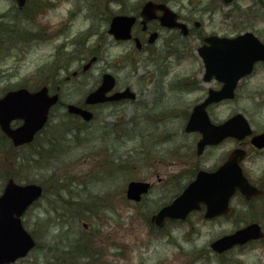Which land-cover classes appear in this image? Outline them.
I'll return each instance as SVG.
<instances>
[{
    "label": "flooded vegetation",
    "instance_id": "flooded-vegetation-1",
    "mask_svg": "<svg viewBox=\"0 0 264 264\" xmlns=\"http://www.w3.org/2000/svg\"><path fill=\"white\" fill-rule=\"evenodd\" d=\"M10 1L11 12L9 8V13L5 17L6 22L4 21L10 32V46L17 47L24 53L27 47L35 43H48L53 46V52L49 53L53 58L39 67L41 69H38L37 73L33 72L24 77L26 82L23 84H8L1 88L0 97L10 90L21 87H25L29 92H37L42 87H46L49 95L56 94V101L49 107L46 122L35 131L31 140L27 142L14 145L12 139L0 129L1 158L37 160L60 158L63 155L64 144L72 141L77 133L80 134L87 128H91L87 125L95 121L99 111H101V115L105 110L107 112V109L112 108L117 112L116 106H120L119 112L122 111L124 104L137 100L138 94L143 90L141 87L149 79H151L149 82L154 84V82L160 81H156L157 79L161 78L177 80L184 78L190 81L183 82L184 86L180 90L174 85L177 82L175 80H169L168 87L175 92L178 90L180 93L188 89L202 91L201 97L192 102L185 111L183 128L190 119L194 107L202 103H204V111L209 121L214 125L221 124L239 111L231 109L224 118L216 117L213 112L217 111V107L222 103L235 102L238 99L240 87L257 68L264 67V61L255 62L252 71L236 81L232 96L217 99L216 92L222 89L225 82L216 75V71L236 69L238 66L234 65L237 61L233 56L235 48L227 46L223 41H216V44H212L211 39L215 36L234 38L249 29L233 28L234 26L231 25V27L228 26L229 29L207 31L204 21L195 16L197 12L203 11L198 7L203 0H190L186 5H183L180 0H140L137 9L133 11L125 10L127 1L122 0L120 4L124 9H120L117 13H111L109 7L111 0H74L72 7L66 9L63 16H57L56 11L58 4L63 0H25L22 6H18L14 0ZM234 1L225 3L224 0H212V5L207 7V11H217L216 3L232 5ZM254 1L258 2L259 0ZM147 3L150 4V7L145 8ZM173 3H179L181 10L180 8L176 9ZM47 9L52 10L48 12ZM182 9H185L186 12L184 13ZM165 10L174 13L175 20L183 25L177 27L163 25L161 19ZM114 14H128L135 17L129 39H116L108 33L107 29ZM232 14L226 13L224 17L229 19ZM79 18L82 21L90 19L93 24L80 32ZM2 19H4V15H0V22ZM104 22L106 23L105 29L101 31L100 27L104 25ZM97 28L98 30H96ZM0 29L4 30L3 27ZM170 32H177L184 37L195 38L197 41V66L192 72L181 78H173L172 73L160 71L161 66L168 67L171 64L170 55L157 58L159 47L156 43L162 40V45L168 47L171 37H164V35H168ZM94 33L97 34L95 51L86 54L90 56L88 59H85L86 55L80 57V43L83 42L86 45ZM106 34L115 43L130 42L132 47L129 52L125 53V56L128 57L135 53L140 55V61H144L145 71L137 77L139 87H136L137 90H135L128 79L119 80L111 71L112 66L119 65V62L112 61L110 64L106 60L94 82L86 85V90L79 94L76 82L82 76L88 77L98 63L100 49L104 45L103 40ZM254 34L261 42H264L260 35ZM162 37L164 38L162 39ZM199 48H202L206 55L199 54ZM207 52H213L214 55L207 56ZM93 56L96 58L89 63V59ZM205 57L212 59L216 65L206 66ZM106 72L112 75V82L111 88L105 92V96L111 97L115 93L123 92L129 88L127 96L99 102H87L88 94L102 84ZM196 72L200 76L201 83L205 84L204 88L200 87L198 83L193 84L194 79L191 75ZM207 75L210 77L206 79ZM223 75L226 76L225 73ZM179 85L181 86V84ZM259 91L264 95V86L262 90L259 88L254 90L255 93ZM158 92L159 89H157ZM76 96L78 98L75 99ZM141 98L136 102L137 107L145 105ZM70 105L90 111V118L84 119L79 112L70 110ZM119 115L123 114L119 113ZM150 117H155V114H151ZM126 122L121 123L126 124ZM22 123L23 119L13 118L9 125L10 128L15 129ZM249 124L250 135L242 138L235 136L214 138V142H203L200 148L198 142L206 139L204 131L187 132L183 130L188 135L194 136L192 147L188 140L179 142V145L176 146L177 138L174 133L167 134L162 138L164 140L162 144L156 148H154L155 145L141 146V151L137 153L138 160L131 168L127 155L124 154L119 164L120 174L114 177L112 182L116 184L117 177H120L121 183L120 185L116 184V191L109 190L101 194L90 190L89 186L101 185V183H95L101 179L95 177L97 174L93 169H89L93 173L86 172L80 175L79 172L73 173L70 169L63 167L60 173L55 175L57 177L55 181L51 178L42 181L43 191L39 201L44 196L52 197L48 199L56 206L52 219H55L56 223L58 222L59 236L63 235L58 237L56 244L53 245L54 248L56 246L57 253L48 250L49 245L43 248L46 254L49 253L53 258L50 264H100L102 262L104 250L102 247L95 246L91 233H88L89 225L86 221V219H95V216H98L99 219H119L120 215L124 218L121 226H125V220L128 217L135 216L145 219L156 235L155 238H164L175 247L178 244L176 242L177 231L184 239L200 238L199 247L190 250L180 248V252L176 256H186L183 264H244L243 255L239 254L241 251L259 247L264 252V145L259 146L253 140L256 135L264 132V127L260 124L256 126V123L251 120H249ZM156 141L160 143L158 139ZM167 143L172 145L166 146ZM3 145H8V147H1ZM237 150H241L240 153L236 154ZM155 154L156 156H154ZM177 154L180 159L179 163L183 165L181 167H176L175 157ZM236 164L250 184L244 190L240 188V177L235 168ZM57 170L54 169L51 174L53 175ZM131 171L133 172L131 173ZM113 172V169H107L110 176ZM198 172H201L202 193L197 206L183 216L165 212L164 209L184 192L196 178ZM106 180V178H102L103 182H107L104 183V186H110V179ZM134 181L141 182L144 186L135 197L128 192L129 184ZM115 195L118 197L119 210L116 206ZM37 202L38 200L31 207L37 205ZM128 208L134 210L131 215ZM108 213H111L110 216ZM101 214H104L105 217L100 218ZM251 223L258 224L261 232H257L254 237L244 242L223 241L225 237ZM79 224L82 225V230H79ZM185 228H190V230H183ZM98 232L100 231L96 229V233ZM191 233L194 234L187 237ZM104 239L107 240L106 237ZM104 239L102 240L105 241ZM108 245L115 246L116 242L112 240ZM124 248L123 245H119L120 255H125ZM252 263L264 264V256L259 258L257 263Z\"/></svg>",
    "mask_w": 264,
    "mask_h": 264
},
{
    "label": "rangeland",
    "instance_id": "rangeland-1",
    "mask_svg": "<svg viewBox=\"0 0 264 264\" xmlns=\"http://www.w3.org/2000/svg\"><path fill=\"white\" fill-rule=\"evenodd\" d=\"M121 1L111 0L109 6L111 13H117L120 9H124L120 4ZM124 1H127L125 10L133 11L137 9L140 0ZM189 1L180 0L183 5H186ZM63 4L64 2L61 1L58 4V8H55L57 16H63L65 12V10L61 11ZM10 5L12 6L10 0H0V15H4L2 22L5 21V17L9 13L8 9ZM173 5L176 9L180 8L181 10L179 3H173ZM210 5H212V0H203L198 5L199 9L203 11L197 12L195 15L204 21L207 31L229 29L228 26L231 27L233 25V28L249 29L264 39V0H259L258 2L254 0H235L232 5L216 3L218 9L215 12L207 11V7ZM47 10L50 12L52 9ZM182 10L184 13L186 12L185 9ZM226 13L233 14L231 18L227 19L224 17ZM92 24L93 21L90 19L82 21L79 18V31L81 32L87 29ZM105 25L106 23L104 22V25L100 27L101 31H104ZM96 36V33L92 34L86 45L85 43L80 45V57L90 54L91 51H95ZM168 36L171 37L170 45L168 47L163 46V41L159 40L156 43L157 47H159L158 57L155 56L157 58L163 56L164 58L170 55L169 60L171 64L168 67H165V65L161 66L162 69L160 71H168L173 74V78H181L186 76L187 73L192 72L197 66V41L195 38L184 37L177 32H170L168 35H164V37ZM0 39L4 41L6 39L5 35H1ZM103 42L104 45L100 49L99 61L91 70V74L88 77H80L76 82L78 93H83L82 91L86 90V85L94 82V79L99 74L106 60L110 64L112 61H118L119 65L112 66L111 71L121 81L128 79L133 84L134 89L137 90L136 87H139L137 85V77L145 71V64L144 61H140V55L134 53L128 55V57L125 56V53L129 52L132 47L130 42L115 43L107 34ZM52 49V45L38 42L27 47L26 51L22 53L17 47L5 50L4 44H0V89L6 87L8 84H23V82H26L24 77L33 72L37 73L38 69H41L39 67H42L52 60L53 57L49 54L53 52ZM89 57V55H86L85 59ZM152 70L154 69L152 68ZM191 77L194 79L192 81L193 84L198 83L200 87H205V84L201 83L200 76L197 75V72L191 75ZM149 80L141 87L143 90L138 94L137 100L133 103L124 104L122 111L119 112L120 106L115 107V109H118V113L114 108L107 109V112L105 110L103 113V115L105 114L104 116L99 111L95 121L87 125V127L90 126L91 128H87V130L80 134L77 133V136L72 141L64 144L63 155L60 158L23 160L22 158L0 157V160H6L5 163L0 162V192L6 178L11 175L17 176L18 178L16 179L19 182L34 181L40 183L50 178L55 181L57 178L55 175L59 174L60 170L64 167L70 169L73 173L79 172L80 175L86 172L93 173V171L89 170L93 169L94 173L97 174L95 177L101 179L95 183H101V185L89 186V189L95 193L104 194V192H108L109 190L114 191L116 184L120 185V177H117L116 184L112 182L113 178L120 174L119 164L124 154L127 155L129 167L131 168L138 160L137 153L141 151V146L148 147L155 145L154 148H156L164 141L162 138L170 133H174L175 138H177L176 146L179 145V142L188 140L192 147L194 136L188 135L183 131L186 116L185 111L192 102L201 97L202 91H190L188 89L185 92H178L184 86L183 82L190 81L184 78L180 80L161 78L157 79L156 81H160L154 82V84L149 82ZM169 80L177 81L174 84L176 87H179L176 92L168 87ZM263 86L264 67H259L240 87L238 99L235 102L222 103L217 107V111L213 112L215 113L214 115L219 118H224L232 109L242 112L248 120L256 123V126L260 124V126L264 127V95L260 91L258 93L254 92L257 88L262 90ZM157 89H159L158 93ZM140 98L144 101L145 105L139 106L140 102H138L139 107H137L136 102ZM119 113L123 115H119ZM151 114H155V117L151 118ZM123 121H127L126 124L121 123ZM157 139L160 143L156 141ZM170 145L172 144H166V146ZM1 147H8V145ZM175 158L176 167L183 166L178 161L180 160L178 154ZM18 162L22 163L18 164ZM104 168L106 170H103ZM54 169L58 170L52 175L51 173H53ZM107 169L114 170L111 176L107 173ZM102 178H106V181L109 178V181H111L109 184L111 185L104 186V183L107 182H103ZM51 198L50 196L49 198L44 196L42 200L38 201L37 205L31 207L28 213L24 214V225L29 231H32L37 240V246L25 258L20 259L15 264H50L53 258L43 250L48 245V250L57 253L56 246L54 248L53 245L56 244L57 238L63 235L59 236L58 222L56 223L55 219H52L55 215L56 206L55 203H51L48 200ZM114 198L116 201L118 200L116 195ZM116 206L119 210L120 205L118 201ZM128 212L131 215L134 210L128 208ZM110 214L108 213V216ZM104 217V214L100 215V218ZM86 221L89 225L88 233H91V238L94 239L95 246L102 247L104 250L100 264H183L186 256H176L180 252V248L183 247L190 250L191 248L199 247L201 240L195 237L192 239H184L177 231L176 242L178 244L175 247L169 244L164 238H155L154 236L156 235L150 229L148 223L145 222V219H139L135 216L128 217L125 220V226H121L124 218L120 215L119 219H99L98 216H95V219H86ZM82 229V225L79 224V230ZM96 229L100 232L96 233ZM183 230L189 231L190 228ZM193 234L191 233L187 237H191ZM112 240L116 242L115 246L108 245ZM119 245L125 247L123 250L125 251V255L119 254ZM239 254L243 255L242 259L244 264L257 263V260L264 256V252L259 247L251 250L246 249Z\"/></svg>",
    "mask_w": 264,
    "mask_h": 264
},
{
    "label": "water",
    "instance_id": "water-1",
    "mask_svg": "<svg viewBox=\"0 0 264 264\" xmlns=\"http://www.w3.org/2000/svg\"><path fill=\"white\" fill-rule=\"evenodd\" d=\"M17 1L19 4L23 2V0ZM224 1L228 2L230 0ZM148 7H150L149 3L145 5V8ZM134 18V16L129 15L113 16L108 29L109 33L119 39L129 38L131 36L130 31ZM161 21L162 24L170 27L181 25L175 21L174 13L169 12V10H165ZM216 41H223L227 46L235 48L233 56L237 61L234 65L238 66L236 69H219V71H216V75L225 82V86H223L222 90L216 92L218 98H222L231 96L232 85L239 76L249 71L253 62L260 59L264 60V44L250 32H246L232 39L218 37H213L211 39L212 44H216ZM199 53L201 55H206L202 51V48H199ZM213 55V52H207V56ZM92 60H94V57ZM205 64L208 67L216 65V63L208 57H205ZM218 72H221V74H218ZM223 73H225L226 76L223 75ZM207 76L206 79L210 77V75ZM111 82L112 76L110 74H105L103 84L98 89L91 92L87 96L86 101L95 102L105 100L104 92L111 87ZM128 92L129 88L123 92L115 93L113 96L109 97V99L127 96ZM45 94V88L38 93H29L26 89L20 88L15 91H10L4 97L0 98V126L2 130L13 139L14 144H20L30 140L33 131L44 122L48 106L55 99V97L48 96L47 102L44 100L39 104L37 96L40 97ZM69 108L70 110L82 114L85 119H88L91 115L89 111L79 107L70 106ZM37 112L43 113L40 119H38L36 115ZM17 116H22L25 119L24 124L18 129L12 130L9 127V121ZM185 130L204 131L209 141L216 138L215 136L220 138L227 134H236L239 137H243L250 133L249 124L241 113L235 114L223 124H211L204 111V103L194 107L191 117L185 126ZM255 140L259 143H264V133L256 136ZM201 143L202 141L199 142V145ZM235 168L237 170L236 166ZM237 171H239V174L241 173L240 169ZM239 177L240 188L244 190L247 186L241 174ZM143 187L141 182L134 181L129 184L128 192L135 197ZM41 190V186L33 182L19 184L9 178L5 183L3 191L0 194V264L8 263L14 261L19 256H24L34 245L32 237L21 224L20 216L27 206L40 196ZM201 193V172H199L196 179L164 210L169 214L183 216L188 210L197 206V203L201 200ZM257 232H259L258 225L254 223L249 224L236 231L234 234L225 237L223 241L244 242L254 237Z\"/></svg>",
    "mask_w": 264,
    "mask_h": 264
},
{
    "label": "clouds",
    "instance_id": "clouds-1",
    "mask_svg": "<svg viewBox=\"0 0 264 264\" xmlns=\"http://www.w3.org/2000/svg\"><path fill=\"white\" fill-rule=\"evenodd\" d=\"M70 7H72L71 4L64 3V4L62 5L61 11L66 10V9H68V8H70Z\"/></svg>",
    "mask_w": 264,
    "mask_h": 264
},
{
    "label": "snow or ice",
    "instance_id": "snow-or-ice-1",
    "mask_svg": "<svg viewBox=\"0 0 264 264\" xmlns=\"http://www.w3.org/2000/svg\"><path fill=\"white\" fill-rule=\"evenodd\" d=\"M64 3L73 4L74 0H63ZM71 8V7H70Z\"/></svg>",
    "mask_w": 264,
    "mask_h": 264
},
{
    "label": "trees",
    "instance_id": "trees-1",
    "mask_svg": "<svg viewBox=\"0 0 264 264\" xmlns=\"http://www.w3.org/2000/svg\"><path fill=\"white\" fill-rule=\"evenodd\" d=\"M0 162L1 163H5L6 162V160H0ZM18 164H21L20 162H18ZM12 176H14V175H12ZM15 177V176H14Z\"/></svg>",
    "mask_w": 264,
    "mask_h": 264
}]
</instances>
